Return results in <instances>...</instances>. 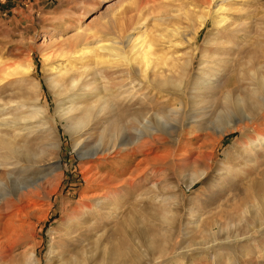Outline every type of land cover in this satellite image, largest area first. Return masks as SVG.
Returning a JSON list of instances; mask_svg holds the SVG:
<instances>
[{
    "label": "rangeland",
    "instance_id": "374dc122",
    "mask_svg": "<svg viewBox=\"0 0 264 264\" xmlns=\"http://www.w3.org/2000/svg\"><path fill=\"white\" fill-rule=\"evenodd\" d=\"M140 1L142 4L139 6L142 10L139 12L136 9ZM221 3L224 9L219 13L224 15L227 21L222 26L216 27L213 23L216 16L208 10V7L216 6L213 0H0V64L18 62L17 64L24 67L31 66L30 73L27 75L15 73L11 77H0V105L2 104L0 118H7L13 113V116L18 117L19 110L14 108L15 104L20 100L38 96L40 99L38 103L47 110V120L50 123L49 131L26 130L23 137L17 140L18 144L29 149L30 152L39 153L46 150L44 157H41L44 161L41 163L37 161L47 167L46 170L41 167L27 166L29 163L25 162L23 157H19L20 163L27 167L25 171L19 173L18 178L25 176L26 180H30L35 176L46 175L53 171L51 177L46 175L44 190L34 196L32 205L29 204L26 210V216L19 214L15 218L12 212L13 221L16 224H29L34 235L28 236L27 240H24L25 243L19 241L11 245L12 251L7 249L5 254L0 253V264H17V261L21 262L20 264H27L25 262L29 260L28 253L22 255V252L31 245L35 246L37 264H60L53 260L54 257L51 263L47 262L51 243L63 232L64 222L69 216L80 212L81 198L93 193V185L90 181L94 176L91 174L99 170H109L110 174L115 172V159L110 157L107 160L102 159L98 167L94 166L91 169L89 160L79 157V153L73 148L72 136L65 129V123L55 114V107L60 97L46 81L48 72L52 66L59 65L61 62L64 65H71L78 72L81 70L82 83L88 79L92 80V93L95 94L98 92L96 86L99 87L100 83H108L111 79L119 77L122 75L121 71L130 64L122 56L115 57L114 53L97 48L96 42L118 40L120 46L127 52L128 48L125 46L127 38L132 34V38L138 40L141 32L147 39V44L152 43L151 56L162 58L160 61L181 58L185 56V52L193 50L195 54H192V59L195 69L191 70L189 77H184L179 91L167 86L164 88L166 91L160 95L164 103H152L144 111L147 112L146 118L151 119L154 111L167 112L177 103H180L182 107L179 115L168 116L170 123L166 125L167 127H163L164 132L162 130L159 133L164 141L151 147L148 158L155 163L150 161L146 164L147 171L136 178L133 186L119 185L112 189L119 194L118 196L121 195L127 200V205L143 206V209L137 207L131 211L130 217L131 215L132 217H128L126 228L121 231L119 243L122 244L123 249L133 250L134 256H141L144 253L141 249L144 248V251L146 248L138 246L134 249V244L129 237L132 234L131 230L134 231L135 228L138 230L139 227L150 228L149 221L154 219L156 212H163L166 204L167 208L172 206L171 208H177L178 211L174 219L177 231L171 242L174 241L177 249L183 246L194 249L187 254L186 258H189L187 261H190L187 264H264V234L256 232L253 240L244 239L240 242H233V237H230V241L226 239L225 243L223 239L226 237L228 228L234 230L227 224H224L222 231L216 234L217 244L207 234L210 225L218 221L214 216L219 213V205L230 206L227 208L228 216H234L233 220L237 217L235 215L239 216L242 211L241 208L236 212L234 208L239 207L246 199L251 200L249 199L251 195L245 196L243 195L245 193L237 192V186L241 185L239 177L245 173L246 165H249L245 146L250 138L240 137L239 131L219 134L217 117L222 114L223 108L228 104L233 109L230 108L231 116L233 118L239 116V109L233 99L238 93L243 94L252 89L248 88L252 86L250 76L247 78L249 68L256 69L257 73L264 75V0H225ZM128 9L136 14L137 27L128 28L127 31L122 32L116 28L115 22L120 25L124 20L123 14ZM199 13L205 14L208 19L195 36L193 32L199 29L197 20ZM144 22L145 24H142ZM138 26H142L141 30ZM177 27L186 32L191 40L187 42L180 38L171 37L170 39L166 28ZM85 45H88L91 51L84 57H82L86 51L84 48L80 53L73 54V51ZM61 49L65 50L66 56L51 58V55L54 56L53 54L59 53ZM98 50H100L99 53ZM91 54H94L96 59ZM136 60L139 63L142 62L140 59ZM200 67L203 72L214 75L221 72V77L218 84H216L217 79L212 78L215 81L214 85L197 86V92L194 94V100L197 102L194 104L191 101L190 88L197 83V79L200 80L202 77L196 75L198 73L196 70ZM217 70L220 72L218 73ZM35 77L40 81L39 89L31 85V80ZM173 80L176 81V76ZM68 82V79L65 80L67 85ZM106 88L115 90V86L109 83L106 84ZM71 92L69 91L67 95H71L73 93ZM227 94H230V100L225 98ZM107 96L111 97L109 94ZM12 107L14 111L11 110ZM248 108L250 107H245V110L247 111ZM127 113L131 114V110L125 114ZM131 121L129 118L128 121L124 120L129 129L126 128L129 132L125 131L124 136L131 137L135 133L133 127L136 124ZM107 122L102 117L91 121L92 124L85 128L82 138L84 141L86 138L90 139L84 142L85 149L95 146L100 131ZM1 130L12 131L8 127H2ZM106 136L104 135L103 142H106ZM220 137L222 140L219 139ZM49 142H57L58 147L46 146L45 144ZM211 151L214 154L211 169L201 180L187 187L185 181L188 173L191 172V167L182 166V161L209 154ZM140 157H136V160L138 161ZM39 159L35 158V160ZM136 160L130 163L132 167ZM263 167L262 165L260 168L262 172H264ZM226 172H229L230 176L222 175ZM0 176H2L1 173ZM262 177L261 187H264V174ZM117 195L112 194L114 197ZM207 211L209 213L205 214ZM135 219L139 222L134 226ZM155 224L153 227L158 231L156 232L158 235L166 231V227L157 225L158 223L155 226ZM196 243L207 245L205 246L207 248H196ZM226 244H229L232 251L239 250V254H234L229 247L225 246ZM227 255L233 259L230 261ZM178 264L185 263L180 261Z\"/></svg>",
    "mask_w": 264,
    "mask_h": 264
},
{
    "label": "bare ground",
    "instance_id": "6f19581e",
    "mask_svg": "<svg viewBox=\"0 0 264 264\" xmlns=\"http://www.w3.org/2000/svg\"><path fill=\"white\" fill-rule=\"evenodd\" d=\"M223 1L225 0H213V3H215L216 6L208 7V10L213 12L216 16V19L213 21L216 27L222 26L227 21L225 16L219 13L224 9V6L221 3ZM141 4L142 2L140 1L139 4H137L136 10H142L139 6ZM131 10L128 9L124 14L122 13L124 15V20L120 25L115 22L116 28H118L119 31L123 32L124 30L127 31L126 29L128 28L132 29L137 27L135 24L136 14L131 13ZM129 13H131V15ZM207 19L208 17L205 14L199 13L197 16L199 29L193 32L195 36L205 25ZM118 20L120 21L119 18ZM158 20L160 19L158 18ZM142 24H145V22ZM139 28L141 30L142 26ZM166 30L170 39H172L171 37H174L184 39L187 42L191 40L187 37V33L181 31L178 27L166 28ZM131 35L127 38L125 44L126 48H128L127 52L120 46L118 40L111 42L98 40L96 42L97 48L111 52V54L114 53L115 57L116 55L122 56L130 63L127 68H124L121 71L122 75L108 81L111 86H115L114 91L106 88V84L108 83H100L99 87L96 86L98 92L93 94L91 87L92 80L90 81L88 79L82 83L81 78L83 77L80 75L81 70L78 72L77 69H74L71 65H64L63 62L59 63V65L52 66L50 72L47 74V83L52 89H54L53 91L57 93L56 95L60 97L55 107V114H57V117L59 116V119L65 123V129L72 136L73 148L79 153V157L81 159H88L91 169L94 166L98 167L102 159L107 160L109 157L115 159L114 165L116 167L114 174H110L109 170L93 171L91 176L94 177L90 181L93 185V193L81 198L82 200L79 201L81 206L80 212L73 213V215L69 216L64 222L62 229L63 232L52 241L47 258V262L49 263H51L53 257V260L55 259L56 262H59L60 264H178L180 261L187 264L190 262L189 260L187 261L189 258L186 257L187 254L194 249L190 246H183L177 249L174 245V241L171 242L173 235L177 231L176 225H174V219L176 218L178 211L176 210L177 208H171L172 206L167 208L165 203V209L163 212H156L154 214L155 220L153 219L149 221L151 224L150 228L143 229L139 227L140 230H137V228H135L134 231L131 230L132 234L129 235V237L134 244V249L138 246L139 248L140 246H145L146 248L144 251V248L141 249L142 252H144L141 256H134L133 250H127V248L123 249L122 244L119 243L120 233L126 228L125 225L128 222V217H132V215L130 217L131 211L133 208L137 207H139L138 209H143V206L140 205V207L136 204L127 205V200L121 195L118 196L119 194L113 190L114 188L119 187V185L133 186L136 178L141 177L142 174L147 171L146 164L150 163L152 160L151 158H148L151 147L164 141L161 139L159 133H161L162 130L164 132L163 127H167L166 125L170 123V118L168 116H170V114H174V116L179 115L182 107L180 106V103H177L175 107L169 108L170 110L167 109V112L159 113L154 111L151 119L146 118L145 115L147 112L144 111L149 108L148 106L152 103H164V101L161 100L162 97L160 95L166 91L164 88L167 86V88L171 87L172 90L175 89L176 91H179L180 85L184 81V77H189L191 70L195 69L192 59V54H195L193 50L185 52V56L181 58L175 57L173 59H164V61H160L162 58L151 56L152 43L147 44L148 41L144 38L143 32L139 34L138 40H134ZM82 48L86 49L82 57L91 51L89 50L90 47L85 45L83 47L81 46L79 50L73 51V54L80 53ZM99 51L100 50L97 52L99 53ZM70 53H72V51ZM94 54L91 55L96 59ZM53 55L54 56L51 55V58H63L66 56L65 50L62 49L59 53ZM136 59H140L142 62L139 63ZM17 63H1L0 77H11L15 73H21L23 75L30 73L29 68L31 66L24 67V65ZM200 64L199 66H201ZM255 70H250L249 68L247 76V78L250 76V81L252 82V86H248V88L250 87L252 89L246 93L243 92V94L238 93L233 99L234 104H237V108L239 109V116L236 118L231 116L230 110L232 107L228 106V104L223 108L222 114H220L216 120L219 125H217L219 128V134L222 132L239 131L241 135L240 137L248 136L250 138L245 146L247 147L246 153L248 155L247 161L249 165H246L245 173L239 177L241 185L237 186V192L239 194L245 193L243 194L245 196L251 195L249 198L251 200L246 199L245 202L243 201V203H241L242 206L240 204L239 207L234 208L236 209V212L237 209L241 208L242 211L239 213V216L235 215L237 217L233 220L232 218L234 216L232 217L230 214V216H228L229 212L227 211V208H230V206L227 204L219 205V213L214 216L218 221H215L214 224L210 223V228L207 229V234H209L214 243H216V240L218 239L216 234L222 231V226L224 224L234 228V230L228 228L226 237L223 239L224 242L226 239H229L230 241V237H233V242H240L244 239L253 240L256 232L264 234V187H261V179L263 178L262 175L264 172L260 169L262 165L264 166V75H260ZM196 71L198 72L196 75L202 77L200 80L197 79V83L190 88L191 101L194 104L197 102L194 100L197 86L201 84L214 85L215 81L212 80V78L217 79L216 84H218L221 77V72L218 70V73L220 72L218 75L203 72L201 67ZM83 76L85 77V74ZM175 76L176 81L173 80V77ZM67 79L69 81L68 85L65 83V80ZM31 85L36 89H39L40 81L35 77L31 80ZM146 89H148V91ZM69 91H72L73 93L71 92V95H67ZM34 94H36V92ZM107 94L111 95V97H108ZM225 98L230 100V94L225 95ZM39 100L38 96H35L32 99L20 100L14 106V108L16 107L19 110L18 117L16 114V116H13V113L12 116L14 118L10 114L7 118H0V173L2 175L0 176L1 254H5L4 252H6L7 249L12 251V249H10L11 245L19 243V241L27 240L28 236L34 235L33 229L29 224H16L13 221V213L15 218L19 214H25L26 216V210L29 208V204L33 202L34 196L44 190V182L47 179L46 175L51 177V174H53L51 173L53 171H51L46 175L35 176L30 180H26L23 175L21 179L18 178L19 173L25 171L27 166L32 168L41 167L44 168L43 170H46L47 168L37 162L39 161L41 163V161H44L41 157H44L46 150L41 149L42 151L40 150L41 152L39 153H36L37 151L30 152L29 149H26L21 144L17 143L18 138H22L26 130H30V132L33 130H38L39 132H41L40 130H43L44 132L50 130V123H48L47 120V110L38 103ZM117 104L119 105V108L121 107L123 109L120 110L121 108H116ZM0 106L2 107V104ZM247 106L250 108L246 111L245 107ZM12 109L13 107L11 110ZM129 110H131V114H125L126 112H129ZM102 117L108 122L106 123V126L102 127L100 131L101 133L97 138V143L95 146L85 149L84 142L87 139L90 140L89 138H86L84 141L82 138L85 128L91 123V121L99 120ZM125 118H127V120ZM128 118L136 124V126L133 127L135 133L132 134L131 137H127V135L124 136L127 128V124L124 120L128 121ZM2 127H8L12 131L4 132L1 130ZM251 133L253 134L252 136ZM104 135H107L106 142H103ZM219 139L222 140L221 137ZM45 145L49 147L51 146L52 148L58 147L57 142H49ZM213 155L214 154L211 151L209 154L192 159L187 158L182 161V166L191 167V172L188 173V178L185 181L187 187H191L195 182L201 180L211 169L212 160L214 158ZM138 156L141 157L137 161L136 157ZM19 157H23V160L25 162L27 161L29 164L27 166L22 165L20 163L21 161L18 159ZM36 157L41 160H35ZM135 160L136 163L132 167L130 163H133ZM151 162L155 163V161ZM222 175L230 176V173L226 172ZM249 192L250 194H248ZM112 194L118 195L114 197ZM211 210H209V212ZM209 212L207 211L205 214ZM205 214H200V216H205ZM19 217L21 218V216ZM199 221L198 223H200ZM137 222L139 221H136V219L133 221L134 226ZM154 223H158L157 225L164 228L166 227V231L161 232L158 235V233H156L158 231L153 227ZM132 227L133 226H131V228ZM161 230H163V228H161ZM205 246L207 245L197 244L196 248L206 249L207 247L205 248ZM225 246L230 249L229 244H226ZM34 247L32 245L28 246L22 252V255L28 253L27 257H29V260L28 262H25L27 264H37ZM232 252L234 254H239V250L237 249ZM166 255L168 256L166 257ZM27 257L25 256L26 259ZM226 257H228L230 261L233 259L229 255ZM20 263L21 262L17 261V264Z\"/></svg>",
    "mask_w": 264,
    "mask_h": 264
}]
</instances>
